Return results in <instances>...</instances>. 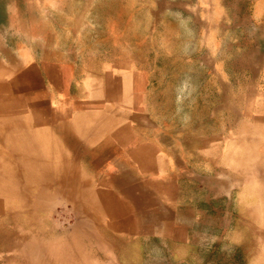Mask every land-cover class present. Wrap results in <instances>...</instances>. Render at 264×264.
<instances>
[{"label":"rangeland","instance_id":"obj_1","mask_svg":"<svg viewBox=\"0 0 264 264\" xmlns=\"http://www.w3.org/2000/svg\"><path fill=\"white\" fill-rule=\"evenodd\" d=\"M41 7L0 0V264H264V53L235 118L158 85L145 134L85 70L40 67L69 8Z\"/></svg>","mask_w":264,"mask_h":264},{"label":"crops","instance_id":"obj_2","mask_svg":"<svg viewBox=\"0 0 264 264\" xmlns=\"http://www.w3.org/2000/svg\"><path fill=\"white\" fill-rule=\"evenodd\" d=\"M51 5L69 7L68 23L61 35L47 33L52 57L40 67L85 70L94 102H118L121 115L145 134L157 132L150 118L158 85L171 94L189 90L180 100L215 97L223 102L218 115L235 118L236 70L251 86L253 55L264 53V0H40V12L55 18L58 9L45 7ZM205 86L214 97L201 93ZM174 131L180 129L168 130Z\"/></svg>","mask_w":264,"mask_h":264},{"label":"bare ground","instance_id":"obj_3","mask_svg":"<svg viewBox=\"0 0 264 264\" xmlns=\"http://www.w3.org/2000/svg\"><path fill=\"white\" fill-rule=\"evenodd\" d=\"M12 107V106H11ZM258 128V127H257ZM262 129V128H261ZM259 130V129H258ZM63 158V157H62ZM62 158H61V160H62ZM61 165V164H60ZM88 174V173H87ZM73 179V178H72ZM76 180V179H75ZM65 185V184H64ZM80 187V186H79ZM100 216V215H99ZM103 225V224H102Z\"/></svg>","mask_w":264,"mask_h":264}]
</instances>
